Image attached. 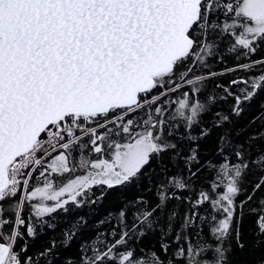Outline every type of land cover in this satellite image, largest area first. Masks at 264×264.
<instances>
[{
  "label": "snow or ice",
  "instance_id": "6c2138e0",
  "mask_svg": "<svg viewBox=\"0 0 264 264\" xmlns=\"http://www.w3.org/2000/svg\"><path fill=\"white\" fill-rule=\"evenodd\" d=\"M221 42L237 61L247 62L196 74L210 68V58L224 60ZM258 50H264V0H0V264H31V258H21L25 249H16L25 234L21 228L35 236L31 216L43 218L70 202L79 204L78 197L93 186L133 184L162 153L179 156L177 144L168 139L179 124L171 121H184L188 134L183 138L199 139L191 129L204 110L196 97L205 80L257 72L250 79L238 77L228 86L217 85L234 97L233 110L239 114L240 104L264 89V57L251 59ZM239 85L244 87L238 95L231 87ZM186 86L188 90L173 101L172 94ZM173 103L178 107L169 113ZM123 137L127 139L121 142ZM251 139H264V132ZM74 151L86 174L54 190L48 174L73 171ZM234 154L237 162L223 157L208 186L211 191L200 190L193 199L176 191H191L199 171L189 163H198L197 148H190L182 158L189 175L168 177L157 189L155 205L138 213L119 239L94 244L91 255L82 254L79 264H229L225 241L235 237L237 246L244 247L240 221L244 205L253 199L249 194L237 202L241 184L249 170L264 174V147L247 159L239 149ZM34 173L44 178L42 187L30 188ZM262 187L264 175L252 192ZM171 200L188 207L173 240L177 248L168 255L171 245L164 237L178 216L175 207L169 209ZM26 204L31 208L27 219ZM205 204L208 215L201 216L199 209ZM249 214L256 216L254 247H264V197ZM161 215L165 228L160 249L167 259L129 243L147 235L144 229L155 231ZM204 223L214 244L199 240ZM193 225L200 229L195 244L186 232ZM71 239L66 233V242Z\"/></svg>",
  "mask_w": 264,
  "mask_h": 264
},
{
  "label": "trees",
  "instance_id": "16d2710c",
  "mask_svg": "<svg viewBox=\"0 0 264 264\" xmlns=\"http://www.w3.org/2000/svg\"><path fill=\"white\" fill-rule=\"evenodd\" d=\"M224 60L220 61L217 58H210V68H200L196 74L206 75L209 71L222 72L225 68L235 66L237 63H245L246 60L237 61L233 54H229L221 42L220 48ZM264 57V50H258L251 59L256 60ZM258 75L257 72L238 71L228 73L222 76L212 77L203 82L200 93L197 99L204 105V110L198 116V124L191 129V135L200 137L197 140L189 141L183 137L187 136L184 127V121H171L173 124H179L177 129H174V134L168 139L177 144L180 150L179 156L174 152L162 153L160 157L154 158L151 163L142 170L139 179L129 185L115 186L107 188L106 186H93L90 195L78 197L82 202L79 204L69 203L65 209H58L43 218L31 216V222L35 227V236L27 235L24 228L20 230L24 232L22 239L17 240L16 249H25L21 251L22 260L31 258V264H79L82 254L91 255V248L94 244L100 246L101 243H111L114 239H119V234L122 229L131 227L136 215L145 211L147 208L157 203V189L161 184L167 183V178L173 175L188 176V167L186 166L183 157L190 154V148L195 147L198 151V163L189 162L192 170L197 172L194 178L195 183L191 191L181 192L176 190L178 195L195 198L200 190L211 191L209 184L216 178V173L219 170V165L223 162V157L227 156L229 160L237 162L235 151L237 149L245 152V158L248 154L255 155L259 148L264 147V139L253 141L251 138L258 136L264 132V89L256 92L251 100L243 101L240 104L241 111L239 114L234 112L235 99L233 96L227 95L222 88L217 85L228 86L229 81L238 77L250 79ZM189 86L180 89L175 94H172L173 101L181 97V93L188 90ZM244 85L232 86L231 91L240 94L238 89ZM251 90V89H249ZM178 104L173 103L168 106L169 113H174ZM227 117V119H223ZM167 127L165 134L167 135ZM206 132L207 135L201 136V132ZM127 137L120 138L121 142ZM224 149L222 152L221 149ZM55 155V154H53ZM96 157L95 154L85 153ZM104 158H107L105 156ZM80 155L78 152H72L70 166H73V171L63 175L49 173L48 179L53 182L54 189L59 188L68 182L77 174L83 172L78 165ZM50 162V160L48 161ZM36 179L30 181V188L34 186H43L44 178L38 177V173L33 174ZM261 175L259 171L249 170L245 175L241 184L242 193L237 197V202L247 198L249 194L253 195L252 201L244 205V216L240 221V242L244 247L237 246L235 237L225 241V247L229 248L228 259L229 264H260L264 260V247H254L255 243V220L256 216L249 214V210L257 208L258 201L264 197V187L261 190L253 193V186L259 181ZM172 191V189H169ZM146 201L147 203H140ZM36 203V201H33ZM48 204H54L53 201H48ZM175 207L178 216L173 222V230L164 237V241L169 243L171 247L168 250L170 255L176 248L177 244L173 242L177 230L180 227V217H182L187 209V203L181 200H171L169 209ZM208 205L205 204L199 209L201 216H207ZM210 211V210H209ZM124 217L121 218V213ZM23 215L27 219L31 215L30 205L24 206ZM157 215H160L159 213ZM235 220L233 225L235 226ZM200 224V221H197ZM202 231L193 225L187 229V235L190 237L193 244L197 243L195 233L200 231L199 240L215 243V238L212 237L207 223L201 224ZM155 231L144 229L147 235L142 237L139 242L133 237L129 241L130 244L139 248H143L146 252L151 249L161 255L163 259H167V255L162 253L160 249L161 229L165 228L164 217L161 215L160 221L154 225ZM113 230L116 236L111 233ZM72 234L70 242H66L65 235ZM184 233H181V241L183 244ZM46 255H41L49 250Z\"/></svg>",
  "mask_w": 264,
  "mask_h": 264
},
{
  "label": "rangeland",
  "instance_id": "374dc122",
  "mask_svg": "<svg viewBox=\"0 0 264 264\" xmlns=\"http://www.w3.org/2000/svg\"><path fill=\"white\" fill-rule=\"evenodd\" d=\"M91 158L95 159L96 157H92V156H91ZM84 174H86V170H85V169L83 170V172L77 174L75 177L71 178L70 180L75 179L77 176H81V175H84ZM70 180H69V181H70ZM66 183H67V182H66ZM66 183H65V184H66ZM62 186H63V185H62ZM62 186H60V187H62ZM60 187H59V188H60ZM59 188L54 189V190H58ZM91 189H92V188H91ZM90 192H91V190H90V191H87V192L85 193L84 196H88V195H90ZM66 198H67V196L62 197V199H66Z\"/></svg>",
  "mask_w": 264,
  "mask_h": 264
}]
</instances>
